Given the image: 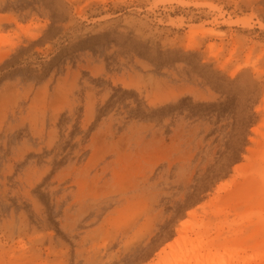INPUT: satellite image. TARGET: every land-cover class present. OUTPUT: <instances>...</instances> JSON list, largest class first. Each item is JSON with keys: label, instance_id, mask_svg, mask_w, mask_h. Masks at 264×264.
<instances>
[{"label": "rangeland", "instance_id": "1", "mask_svg": "<svg viewBox=\"0 0 264 264\" xmlns=\"http://www.w3.org/2000/svg\"><path fill=\"white\" fill-rule=\"evenodd\" d=\"M179 250L264 264V0H0V264Z\"/></svg>", "mask_w": 264, "mask_h": 264}, {"label": "bare ground", "instance_id": "2", "mask_svg": "<svg viewBox=\"0 0 264 264\" xmlns=\"http://www.w3.org/2000/svg\"><path fill=\"white\" fill-rule=\"evenodd\" d=\"M180 235L181 236H184L185 235V232L183 230H181ZM180 239L181 238H179V240ZM172 246L168 244V246H166V247L172 249ZM188 247H189V244L182 246V248H184V249H187ZM162 251H165V249L164 250L162 249ZM181 251L182 250H179V252H177V253L174 254V257L171 258V263H173V264H179V263L182 262V260L185 258V254L181 253ZM198 258H199V256L197 254H194V259H192V260H197Z\"/></svg>", "mask_w": 264, "mask_h": 264}]
</instances>
